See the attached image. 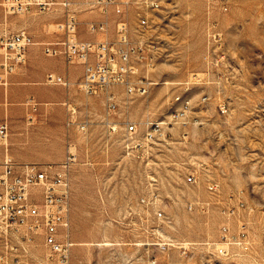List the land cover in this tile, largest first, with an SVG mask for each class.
Segmentation results:
<instances>
[{
  "label": "rangeland",
  "instance_id": "rangeland-1",
  "mask_svg": "<svg viewBox=\"0 0 264 264\" xmlns=\"http://www.w3.org/2000/svg\"><path fill=\"white\" fill-rule=\"evenodd\" d=\"M162 1L145 32L134 11L128 17L152 63L138 73L145 95L113 87L118 106L109 113L104 92L87 96L77 82L45 80L64 98L34 97L37 111L26 101L10 150L24 162L60 163L73 143L71 264H264V0ZM12 24L27 26L18 17ZM66 101L91 119L87 131L67 129ZM243 223L249 249L234 243L220 255L222 226L238 236Z\"/></svg>",
  "mask_w": 264,
  "mask_h": 264
},
{
  "label": "built area",
  "instance_id": "built-area-1",
  "mask_svg": "<svg viewBox=\"0 0 264 264\" xmlns=\"http://www.w3.org/2000/svg\"><path fill=\"white\" fill-rule=\"evenodd\" d=\"M0 4L5 14L0 21V86L7 87L11 76L27 63L30 47L40 45L46 56L61 57L68 66L83 65L78 87L87 96L104 92L109 113L118 106L113 87L122 86L128 94L148 92V82L138 77L144 64L152 66L145 51L147 44L144 40H133L128 17L134 11L139 27L145 32L162 13V0H2ZM30 13L57 16L47 23L48 32L55 35L53 39L37 41L26 27L12 25L11 16ZM88 13L103 16L87 23L88 30L100 37L80 36L81 17ZM112 14L116 18L111 36ZM46 83L66 88L74 84L54 72L47 74ZM27 103L32 111H37L39 104L33 97ZM65 104L67 129L87 131L91 119L81 117L71 101ZM105 123L110 131L117 130L111 120L106 119ZM136 130V124L128 122L127 131L132 134ZM153 135L149 131L147 137ZM9 136L10 124L4 119L0 121V264H71L72 173L78 158L73 143L69 142L60 163L18 162L11 154ZM189 181L195 182V175H190ZM218 187L215 182L208 185L212 192ZM234 212L230 208L228 213ZM221 233L222 242L217 245L220 255L229 256L230 245L234 243L244 251L249 249L245 223L238 236L231 233L227 224L222 226ZM38 247H44L42 254L36 251Z\"/></svg>",
  "mask_w": 264,
  "mask_h": 264
},
{
  "label": "crops",
  "instance_id": "crops-1",
  "mask_svg": "<svg viewBox=\"0 0 264 264\" xmlns=\"http://www.w3.org/2000/svg\"><path fill=\"white\" fill-rule=\"evenodd\" d=\"M40 15L45 16L40 20V18L38 17L34 19L32 15L28 17L27 15H16L14 17L11 16V21H13L15 17H18L21 22L26 23L27 26L24 27H26L34 35L37 41L51 40L55 35L47 32V24L44 23L56 20L57 16L53 14ZM102 18L103 16L98 14L88 13L82 15L80 36L86 39H94L100 37L99 35H95L88 30L87 23L92 19ZM3 19L4 15H2L1 13L0 21H2ZM33 23L34 25H36V28L34 27V31H37L38 28L40 30L41 28L42 33H33V27H31V25L33 26ZM40 49L42 51L40 45L31 46L28 51L27 63L20 66L17 71L11 76L10 83L7 87L0 86V121L4 119H7L9 121L10 131L12 133V143H14L16 140L15 134L17 133V130L22 126V123L17 122V120L22 114H24V105L30 97H36L38 99H42L43 101L54 99L60 100L64 98V91L57 92L55 90L46 89V87L42 85V83H44V81L46 80V76L48 73L54 72L59 75L66 76L74 83H76L80 79V75L82 76L83 74V65L77 64L68 66L65 63L64 59L61 57H51L53 58V60L46 63L45 60H41L39 58V55L41 54ZM71 68H74V70L71 71ZM11 154L16 161H28L27 158H25L23 155L18 154L16 151H14V155L19 156L20 159L15 158L13 152H11ZM59 158V155H45V159L50 161H58Z\"/></svg>",
  "mask_w": 264,
  "mask_h": 264
}]
</instances>
